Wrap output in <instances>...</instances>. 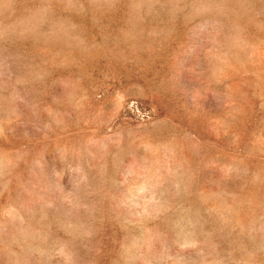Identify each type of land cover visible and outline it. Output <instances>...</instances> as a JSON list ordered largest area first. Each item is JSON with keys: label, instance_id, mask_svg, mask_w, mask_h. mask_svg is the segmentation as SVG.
<instances>
[{"label": "rangeland", "instance_id": "rangeland-1", "mask_svg": "<svg viewBox=\"0 0 264 264\" xmlns=\"http://www.w3.org/2000/svg\"><path fill=\"white\" fill-rule=\"evenodd\" d=\"M0 264H264V0H0Z\"/></svg>", "mask_w": 264, "mask_h": 264}]
</instances>
